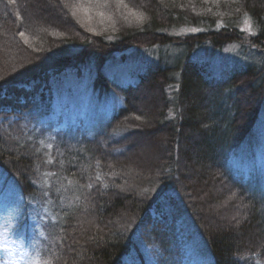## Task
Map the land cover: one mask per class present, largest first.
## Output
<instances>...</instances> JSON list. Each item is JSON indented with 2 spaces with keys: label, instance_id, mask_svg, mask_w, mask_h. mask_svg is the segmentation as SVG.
I'll return each instance as SVG.
<instances>
[{
  "label": "trees",
  "instance_id": "1",
  "mask_svg": "<svg viewBox=\"0 0 264 264\" xmlns=\"http://www.w3.org/2000/svg\"><path fill=\"white\" fill-rule=\"evenodd\" d=\"M183 28L197 31L178 34ZM231 44L234 58L215 62ZM131 48L152 55L130 61L134 83H118L110 69ZM72 81L85 88L88 108L77 104L80 92L63 90ZM91 94L119 102L109 122L69 124L68 113L97 112ZM261 112L264 0H0V176L25 208L57 203L45 264H122L141 236L155 241L156 264H180L176 220L191 223L209 264H264V188L255 169L226 167L260 142L251 130ZM114 128L121 138L105 142ZM38 135L50 149L34 145ZM120 140L129 149L116 154ZM132 140L156 148L132 155ZM115 167L132 178L114 177ZM128 179L149 187H103Z\"/></svg>",
  "mask_w": 264,
  "mask_h": 264
},
{
  "label": "rangeland",
  "instance_id": "2",
  "mask_svg": "<svg viewBox=\"0 0 264 264\" xmlns=\"http://www.w3.org/2000/svg\"><path fill=\"white\" fill-rule=\"evenodd\" d=\"M80 18V17H79ZM81 20L84 24L88 23V17L86 13H81ZM133 23V22H132ZM131 23V24H132ZM90 26V25H88ZM91 27V26H90ZM243 29L246 31V35L249 36L248 33H252L251 29L249 28V24H247V21L244 20V23L242 25ZM176 31V30H175ZM174 31V32H175ZM196 29L193 28H183L182 30L178 31V34H186L191 32H196ZM200 31V30H199ZM250 37V36H249ZM236 44H231L225 46L220 51H215L213 54V59L215 62L222 60V59H231L234 58L236 54ZM200 52L196 53V58L201 59L205 57L206 51L204 49L199 50ZM152 55V52L150 49H139V48H131L127 51V61L119 62L113 67H111V74L110 76L113 77V79L118 83H134L136 78V72L132 70V63L130 61H134V63L143 60L146 61L148 58H150ZM225 59V60H226ZM134 65V64H133ZM84 69V68H83ZM86 70V69H85ZM84 73V72H83ZM109 76V75H108ZM74 81L70 82V84L64 85L63 87L67 88L70 86V89L74 90V94H76V91L80 92L79 95V101L77 104L81 108H88L90 106V102L87 98L85 88L83 85H74ZM60 84V83H59ZM77 87L76 89H74ZM69 92V90H67ZM68 94V93H66ZM85 95V96H83ZM93 96V100L95 102L94 106L97 109V112L94 114H88L83 113L81 111L77 113H68V121L69 124H73L74 121L80 120V121H86L85 125L93 128H97L100 124H106L109 122L110 117L112 116L113 111L116 109V107L119 106V102L114 99L113 95H110L107 98L104 99H96V96ZM113 97V98H112ZM96 100H98L96 102ZM264 112L260 113L259 119L256 121L255 126L253 129V135L254 137H257V140L259 139L260 142L257 143V146H253L254 149H251L252 151H249V148H242L240 150H237L234 152V156L231 154L229 156V159H227L226 167L228 168L229 172L232 173H238V174H252L254 172V169L257 171L256 176L258 177V183L260 185L259 188H264ZM63 124V122H61ZM59 125H56L58 127ZM72 126V125H71ZM104 128V127H103ZM102 128V129H103ZM102 129L100 131H102ZM122 128L118 129H112L111 132L107 134L104 137V141L111 143V141H115L118 138H121L122 134ZM116 130V131H115ZM99 131V132H100ZM105 131V130H104ZM252 133V131H251ZM47 140L43 141V136H37V141H32L34 145L36 146V143H40L41 146L45 149H50L51 147V141L48 136H46ZM104 142V143H105ZM121 144L117 147L113 146V149L111 151H114L116 154L121 151V153H124L126 150L129 149V144H124L122 140L119 141ZM135 144L134 150H132V155L134 153L143 152L145 156H149L150 154L146 153H153V149L156 148V146L147 145V142L145 141H133ZM20 143V142H19ZM22 143V142H21ZM103 147L107 146L104 145ZM24 144V143H23ZM38 147V146H36ZM122 148V149H118ZM256 148V149H255ZM100 149V148H99ZM253 150H259L254 151ZM31 151H33V148H31ZM253 152V153H251ZM131 153L129 155H131ZM243 153V154H242ZM114 154V153H113ZM48 158H46V164L51 165L52 158L47 155ZM128 162L130 165L134 166V168L138 167L133 160H129ZM49 167V166H47ZM52 168V166H51ZM113 169H117L113 171V176L116 177L118 175L127 174L128 177H131L129 175V172L124 171L121 167H115ZM134 171V169L130 168V171ZM110 172H105V176L109 177L111 175H108ZM50 178H55L54 173L48 172ZM237 175V174H235ZM255 177V176H254ZM132 178V177H131ZM47 180H44V183L42 185V189L47 190L48 188ZM55 186H57L58 182H53ZM114 183H116L115 187ZM118 184V185H117ZM120 183L117 182H108L105 183L104 189H122V187H128L131 189L137 188L144 189L145 187H149V184L145 181H133V179H128V181H122L121 186H119ZM126 185V186H124ZM250 185H255L254 183H251ZM257 184V186H259ZM68 186V185H67ZM65 188V187H64ZM63 188V189H64ZM66 189V188H65ZM142 191V190H139ZM231 200L234 197H230ZM235 199V198H234ZM234 201V200H233ZM57 203L50 199L49 201H41L40 203H33L30 204L25 208L23 205V199L19 195V192H17L16 187L12 184V182L5 180L2 176H0V264H45L44 259V248H45V238H46V228L50 222L54 221V212L52 211L55 209ZM126 212H124L125 214ZM129 220V219H128ZM175 221L174 225V231L177 232L176 235L177 238L180 239L182 246V250H184V257H182V260H180V264H209V258L208 254L205 251L204 248H202L200 239L198 238L197 234L194 232L193 229H189L188 226L191 225V223H185L187 226V229L181 226H178ZM130 222L125 223L129 224ZM140 237V236H139ZM136 251H133L132 256L130 255L123 261L122 264H156L154 259V250L153 247H155L156 243L155 241H152L151 238H144L141 236V238H138L136 243ZM47 261V260H46Z\"/></svg>",
  "mask_w": 264,
  "mask_h": 264
},
{
  "label": "bare ground",
  "instance_id": "3",
  "mask_svg": "<svg viewBox=\"0 0 264 264\" xmlns=\"http://www.w3.org/2000/svg\"><path fill=\"white\" fill-rule=\"evenodd\" d=\"M254 126H255V124H254ZM254 126H253V127H254ZM253 127H252V128H253ZM251 131L253 132V129H252ZM255 149H256V148H255ZM254 151L256 152V151H259V150H254ZM259 152H261V151H259ZM251 153H253V152H251ZM242 154H243V153H242Z\"/></svg>",
  "mask_w": 264,
  "mask_h": 264
}]
</instances>
